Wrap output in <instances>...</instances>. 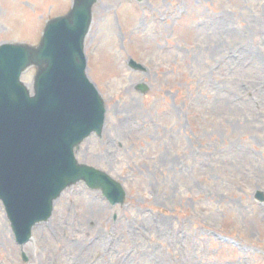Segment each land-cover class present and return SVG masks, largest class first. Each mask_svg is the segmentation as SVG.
<instances>
[{
    "label": "rangeland",
    "instance_id": "rangeland-1",
    "mask_svg": "<svg viewBox=\"0 0 264 264\" xmlns=\"http://www.w3.org/2000/svg\"><path fill=\"white\" fill-rule=\"evenodd\" d=\"M70 2L0 0V44ZM84 53L106 116L75 157L124 204L78 183L19 247L0 203V264H264V0H97Z\"/></svg>",
    "mask_w": 264,
    "mask_h": 264
},
{
    "label": "water",
    "instance_id": "water-1",
    "mask_svg": "<svg viewBox=\"0 0 264 264\" xmlns=\"http://www.w3.org/2000/svg\"><path fill=\"white\" fill-rule=\"evenodd\" d=\"M95 1L73 0L67 15L46 24L36 48L0 46V201L19 245L33 226L49 220L61 192L79 181L100 190L110 205L125 198L117 182L74 158L84 139L101 133L105 115L83 55ZM31 66L37 69L32 97L19 81Z\"/></svg>",
    "mask_w": 264,
    "mask_h": 264
}]
</instances>
